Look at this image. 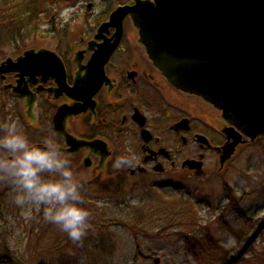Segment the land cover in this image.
<instances>
[{"label":"flooded vegetation","instance_id":"obj_1","mask_svg":"<svg viewBox=\"0 0 264 264\" xmlns=\"http://www.w3.org/2000/svg\"><path fill=\"white\" fill-rule=\"evenodd\" d=\"M105 12L104 6L101 14ZM110 14L82 16L87 29L72 44L66 35L37 49L51 51L62 63L41 54L25 67H5L0 121L9 114L19 117L33 139L60 133L73 168L80 172L86 165L85 197L94 191L118 194L130 186L166 199L167 191L181 195L186 180H204L215 166L230 165L232 159L223 166L221 161L223 147L236 139L234 132L216 107L174 88L163 70L154 67L130 19L109 62L90 65L104 44L110 50L116 41L115 24L99 33ZM125 56L130 63H124ZM33 121L39 127H32ZM130 156L135 157L130 165L113 168L118 158ZM8 193L0 183V247H9L15 238L14 221L20 219L22 230L26 223Z\"/></svg>","mask_w":264,"mask_h":264},{"label":"rangeland","instance_id":"obj_2","mask_svg":"<svg viewBox=\"0 0 264 264\" xmlns=\"http://www.w3.org/2000/svg\"><path fill=\"white\" fill-rule=\"evenodd\" d=\"M79 1L77 12L85 16L89 7L103 9L119 0H92L94 6L91 1ZM64 9L50 11L49 19L44 16L37 33L21 49L51 46L52 23ZM70 9L69 21H58L63 22L61 28L69 25L65 40L72 44L87 27L82 16L78 18L76 10ZM20 50L8 47L4 53L14 57ZM4 57L0 55V61ZM124 63H130L126 56ZM217 171L215 166L204 180L190 178L183 195L175 199L134 186L119 190V195L91 192L87 201L93 227L78 243L39 218L25 223L23 230L17 219L11 252L0 247V254L12 253L20 264H264V138L240 147L223 173ZM78 173L84 181L88 178L85 169ZM212 175H222V179ZM142 182L147 185L146 180ZM226 190L232 191L229 205Z\"/></svg>","mask_w":264,"mask_h":264},{"label":"water","instance_id":"obj_3","mask_svg":"<svg viewBox=\"0 0 264 264\" xmlns=\"http://www.w3.org/2000/svg\"><path fill=\"white\" fill-rule=\"evenodd\" d=\"M111 15L122 36L130 17L149 59L177 89L195 94L222 111L238 132L223 148L225 163L244 134L264 137V0H134ZM103 30V27L100 31ZM113 47L92 58L104 65ZM50 51L29 50L0 66L25 67ZM246 143V142H245ZM84 145V144H83Z\"/></svg>","mask_w":264,"mask_h":264},{"label":"clouds","instance_id":"obj_4","mask_svg":"<svg viewBox=\"0 0 264 264\" xmlns=\"http://www.w3.org/2000/svg\"><path fill=\"white\" fill-rule=\"evenodd\" d=\"M73 9L59 19L67 23ZM32 127H39L33 121ZM58 132L30 138L19 117L7 115L0 121V183L9 188L10 203L23 220L39 218L81 242L92 229V212L84 195V178L73 168L62 148ZM134 156L118 158L113 168L130 165Z\"/></svg>","mask_w":264,"mask_h":264},{"label":"trees","instance_id":"obj_5","mask_svg":"<svg viewBox=\"0 0 264 264\" xmlns=\"http://www.w3.org/2000/svg\"><path fill=\"white\" fill-rule=\"evenodd\" d=\"M79 0H0V55L6 56L5 49L15 47L20 50L31 35L37 33V24L45 16L49 19L51 12L60 6L74 5ZM122 2L126 0H121ZM112 10L111 3L107 8L108 14ZM53 16V13H52ZM52 20V19H51ZM53 22V20H52ZM57 22L52 23L54 28ZM24 49V48H23ZM22 50V49H21ZM234 205V204H233ZM237 213L241 218L240 210ZM196 257L193 249H190ZM228 254V252H226ZM0 264H20L14 255H1Z\"/></svg>","mask_w":264,"mask_h":264}]
</instances>
